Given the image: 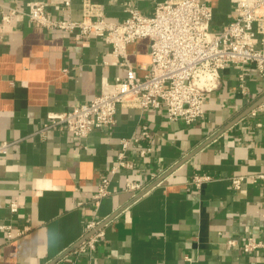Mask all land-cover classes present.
Instances as JSON below:
<instances>
[{"label": "crops", "instance_id": "0c3cea01", "mask_svg": "<svg viewBox=\"0 0 264 264\" xmlns=\"http://www.w3.org/2000/svg\"><path fill=\"white\" fill-rule=\"evenodd\" d=\"M27 1L0 0V142H13L0 155V222L31 230L9 239L0 229V264H264V247L242 249L248 237L264 241V180L238 189L230 182L234 175L264 172V110L263 102L257 104L264 74L246 65L243 92L242 70H223L204 116L191 124L164 111L119 105L112 127L81 141L57 127L40 133L50 111L90 102L103 78L113 81L126 68L104 63L108 45L100 37L79 41L20 17L2 23V11ZM37 1L48 2L55 18L81 20L86 0H71L70 8L65 0ZM91 1L101 4L108 20L121 21L128 4L152 15L165 0ZM207 1L214 7L212 30L219 32L234 18L233 5ZM149 43L139 39L127 48L141 76L150 66ZM142 124L153 131L152 150L140 154L147 141L130 146L133 166L117 171L113 193L96 208L92 196L117 162L121 140ZM195 174L213 179L198 187ZM128 181L146 189L134 195L125 189ZM12 199L20 203L16 213ZM109 218L97 228L104 233L97 247L77 252L87 223Z\"/></svg>", "mask_w": 264, "mask_h": 264}, {"label": "built area", "instance_id": "2783aa9c", "mask_svg": "<svg viewBox=\"0 0 264 264\" xmlns=\"http://www.w3.org/2000/svg\"><path fill=\"white\" fill-rule=\"evenodd\" d=\"M235 16L213 32L214 7L207 0H165L159 2L152 15L128 4V15L121 21L108 20L100 3L86 0L81 20L55 18L46 1L29 0L23 7L11 6L1 12L3 24L16 18L26 19L47 29L62 30L79 41L100 37L108 45L106 64L126 68L125 75L110 81L103 78L101 89L88 103L74 105L63 111H50L48 120L38 131L44 133L57 127L69 132L75 141H81L96 129H108L115 123L119 105L141 111H164L171 120L191 124L204 116V102L208 94L220 87L222 71L235 66L242 70L240 87L248 92L244 68L254 64L264 74V0H230ZM71 0L64 1L70 8ZM149 39L150 66L141 76L128 55V45L139 39ZM67 72V69H64ZM264 110V102L262 103ZM153 131L148 124L131 138H123L117 162L101 177L92 203L97 208L101 201L113 193V176L121 168H131L127 153L133 143L147 141L150 146L140 150L146 156L152 150ZM13 142H0V155L8 152ZM209 174H195L193 182L200 187L212 180ZM264 172L231 177V185L238 189L245 182H262ZM125 189L137 195L146 189L137 181H128ZM11 212L16 213L20 203L10 201ZM102 221L91 220L86 225L77 252L92 251L104 235L97 229ZM9 239L22 236L31 230L30 225L18 227L13 222L1 223ZM86 236V235H85ZM235 245L236 241L228 240ZM264 247V241L248 237L242 245L245 252ZM192 262L194 259L187 256Z\"/></svg>", "mask_w": 264, "mask_h": 264}, {"label": "water", "instance_id": "95a60500", "mask_svg": "<svg viewBox=\"0 0 264 264\" xmlns=\"http://www.w3.org/2000/svg\"><path fill=\"white\" fill-rule=\"evenodd\" d=\"M262 102H264V96L258 101V103L257 104H260V103H262ZM117 213H115L114 215H112V217H114L115 215H116ZM111 217V218H112ZM110 220V218L108 219V220H105V221H103L101 224H100V226L99 227H102L107 221H109ZM88 235H86L85 236V238L87 237ZM79 243H76V245H78Z\"/></svg>", "mask_w": 264, "mask_h": 264}]
</instances>
